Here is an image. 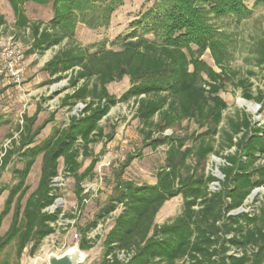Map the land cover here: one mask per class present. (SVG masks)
Masks as SVG:
<instances>
[{
  "label": "trees",
  "instance_id": "trees-1",
  "mask_svg": "<svg viewBox=\"0 0 264 264\" xmlns=\"http://www.w3.org/2000/svg\"><path fill=\"white\" fill-rule=\"evenodd\" d=\"M26 1L52 3L53 18L47 24L29 21L23 11ZM95 1L103 7L98 26L106 27L122 0H7L15 17L14 29L25 35L27 56L43 55L64 44L43 65L41 70L48 79L40 85L66 80L64 90L70 92L60 100V107L72 109L78 103L84 107L63 129L54 130L51 138L34 147L30 146L44 125L53 122V115L35 128L40 106L31 116L22 117L18 150L26 160L21 170L14 171L18 182L11 186L0 213L1 226L14 205L11 226L0 237V254L14 241L17 259L28 245L29 255H34L43 239L54 233L51 224L60 212L49 213L46 208L56 199L52 181L58 176L59 160L75 179L78 204L84 203L87 196L81 195L80 183L93 176L98 160L92 158L79 174L77 159L91 157L90 145L111 138L99 126L110 109L132 101L133 118L141 125L138 133L144 146H167L166 165L152 186L117 182L115 194L97 214L102 220L119 210L103 238L102 258L94 264H264V206L251 214H233L253 190L264 186V164L260 162L264 127L253 124L245 114L229 119V130L220 127L227 104L219 92L230 78L227 67L231 55L227 36L212 22L230 18L239 23L246 19L251 14L247 0H156V9L144 16L143 34L125 38L118 49L89 52L74 40L73 24L75 12L83 17ZM260 5L264 0H254V8ZM4 27L0 14V33ZM147 34L154 38H145ZM206 51L220 72L200 59ZM253 54L255 65L264 66V39L257 42ZM124 77L129 80L127 90L118 98L109 94L107 85ZM234 85L241 89L243 99L264 109V96L261 92L252 95L248 79H237ZM183 121L203 129L185 148L186 137L173 136ZM169 130L172 135H164ZM11 153L5 152L2 168L9 163ZM211 154L224 161L219 167L221 180L203 173ZM38 155L39 181L21 206L27 191L25 180ZM133 157L127 155L123 167ZM187 158L192 159L194 168L186 165ZM212 183H218L217 190L210 191ZM177 196L183 202L180 213L156 223L160 208ZM94 227L96 221L83 230L78 243L81 251L91 249L87 233Z\"/></svg>",
  "mask_w": 264,
  "mask_h": 264
},
{
  "label": "rangeland",
  "instance_id": "rangeland-1",
  "mask_svg": "<svg viewBox=\"0 0 264 264\" xmlns=\"http://www.w3.org/2000/svg\"><path fill=\"white\" fill-rule=\"evenodd\" d=\"M156 0H122L110 15L109 24L106 27L98 26L102 18L103 7L99 1L85 9V14L75 12L74 22V40L82 47L87 48L89 52H95L100 49H118L125 38L132 34H143L144 16L149 11L156 9ZM246 6L251 10V14L241 22H236L230 18L214 19L212 22L215 27L227 36L228 49L231 55L227 72L230 75L224 88L219 92V96L226 102L227 109L223 112V121L221 128L229 130L228 120L236 119L237 116L245 114L253 124L264 127V109L260 104L254 101H247L242 98L240 88L235 87L237 79H248L251 83L250 91L253 96L259 92L264 96V66L257 67L254 63V50L257 42L264 39V5L253 7L254 0H247ZM23 11L27 19L31 22H41L47 24L54 16L52 3L40 5L31 1H26L23 5ZM0 14L5 20L4 31L0 33V42H6V39L13 37L14 41L20 46L24 56V75L21 83L17 86L6 85L13 91L0 98V213L8 198L11 186L18 182L15 170H21L24 167L26 158L22 151L18 150L19 130L24 125L23 116H31L37 106L41 110L37 116L34 128L44 124V121L52 114L53 122L44 125L40 134L36 137L35 143L30 147L41 144L43 141L51 138L54 130L63 129L69 122L71 116H77L83 109V105L78 103L72 109L60 107V100L70 90L66 87V80H60L51 85L41 86L43 80H47V75L40 69L64 44L56 46L43 55L27 56L28 49L24 40V33L14 29L15 17L7 0H0ZM96 25V26H95ZM95 26V27H93ZM145 38L153 39V35H144ZM214 71L220 72L214 66L208 51L200 58ZM233 72H231V71ZM27 84L28 86L24 85ZM129 87V80L124 77L120 82H114L107 85L109 94L120 97ZM17 88V89H16ZM242 100L241 105L238 104ZM264 102V101H263ZM255 107L252 110L248 105ZM135 105L132 101L128 103H118L110 109L106 117L100 122L99 126L105 136H110L109 140L103 139L99 143L89 146L91 157H78L81 164L79 174L89 166L92 158H97L98 162L91 178L84 179L80 186L81 195H86L85 202L80 206L76 194V182L74 177L68 175L63 167L62 160H59L58 176L53 179L52 193L56 196L53 205L46 208V211L53 213L59 210L60 220L67 216L73 217L74 224L71 227H56L52 235L43 239L34 255H29L30 245H28L17 259L15 256L16 244L12 241L0 254V264H47L46 257L50 253L61 254L68 248L78 244L83 230L93 221H96V227L89 230L87 239L91 244V249L80 251L85 255V261L82 264H94L101 260L103 255L102 242L105 234L112 225V218L118 211L105 219H97V214L115 194L117 182H132L135 187L152 186L156 183L157 173L166 165L167 146L162 145L157 148L144 146L142 136L138 133L141 127L138 120L133 118ZM203 129H199L192 121H183L173 136L186 137L184 148L192 145L197 134ZM171 136V131L164 133ZM155 137V136H154ZM10 140L7 151H12L9 163L2 168L1 154L3 145ZM232 151V150H231ZM225 154V152H224ZM127 155L134 156L128 166L123 167ZM179 159L180 156L177 155ZM264 164V155L260 160ZM222 158L209 155L204 166L203 173L211 174L221 180L222 176L219 167L223 165ZM41 155H38L30 172L25 180L27 191L21 200V206L29 194L37 187L40 177ZM186 165L194 168V162L191 158L186 159ZM185 175V169L182 170ZM5 187L6 189H1ZM210 191L218 189V186L210 185ZM182 198L177 196L164 203L156 215L155 222L161 224L176 215L182 209ZM13 206L10 212L3 218L0 226V237L10 228L12 223ZM260 206H264V186L251 192L245 200L243 206L233 214L252 213ZM74 214V215H73ZM100 224V227H99Z\"/></svg>",
  "mask_w": 264,
  "mask_h": 264
},
{
  "label": "built area",
  "instance_id": "built-area-1",
  "mask_svg": "<svg viewBox=\"0 0 264 264\" xmlns=\"http://www.w3.org/2000/svg\"><path fill=\"white\" fill-rule=\"evenodd\" d=\"M24 72V56L18 43L14 41L13 37L7 38L6 42H0V82L6 85L13 84L17 86L21 83ZM9 144L10 140L6 141L3 145V153L1 154V157L4 156L7 148H9ZM214 184L218 186V183H212L211 185ZM215 190L217 189H214V191ZM83 202H85V200ZM113 213H111L110 216ZM74 220L73 217H67L64 220H60V216H58L57 221L54 224H51V226L54 231L56 227L60 226L65 229L66 227H71L74 224ZM122 258L123 255H120V259Z\"/></svg>",
  "mask_w": 264,
  "mask_h": 264
},
{
  "label": "water",
  "instance_id": "water-1",
  "mask_svg": "<svg viewBox=\"0 0 264 264\" xmlns=\"http://www.w3.org/2000/svg\"><path fill=\"white\" fill-rule=\"evenodd\" d=\"M84 261L85 255L79 250L78 244L61 254L50 253L46 257L47 264H82Z\"/></svg>",
  "mask_w": 264,
  "mask_h": 264
},
{
  "label": "crops",
  "instance_id": "crops-1",
  "mask_svg": "<svg viewBox=\"0 0 264 264\" xmlns=\"http://www.w3.org/2000/svg\"><path fill=\"white\" fill-rule=\"evenodd\" d=\"M35 55L36 54H33V55H29L30 57L32 56V60L34 59V57H35ZM47 62V61H46ZM45 62V63H46ZM44 63V64H45ZM43 64V65H44ZM43 65H41V67H40V69H42V67H43ZM42 71V70H41ZM43 72V71H42ZM43 73H45V72H43ZM46 74V73H45ZM47 75V74H46ZM47 78H48V76H47ZM45 80H43L42 82H44ZM25 86H28L27 84H25L24 85V87ZM11 88H15V87H8V86H6V84H3V83H1L0 82V98H2L4 95H8L9 93H10V91H13V89H11ZM17 89V88H16Z\"/></svg>",
  "mask_w": 264,
  "mask_h": 264
},
{
  "label": "bare ground",
  "instance_id": "bare-ground-1",
  "mask_svg": "<svg viewBox=\"0 0 264 264\" xmlns=\"http://www.w3.org/2000/svg\"><path fill=\"white\" fill-rule=\"evenodd\" d=\"M243 103V101L242 100H239V102H238V104L239 105H241ZM248 107L250 108V109H252V110H255V107L254 106H252V105H248Z\"/></svg>",
  "mask_w": 264,
  "mask_h": 264
}]
</instances>
